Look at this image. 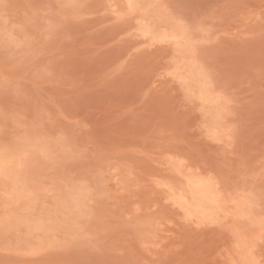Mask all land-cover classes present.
Masks as SVG:
<instances>
[{
    "label": "rangeland",
    "instance_id": "1",
    "mask_svg": "<svg viewBox=\"0 0 264 264\" xmlns=\"http://www.w3.org/2000/svg\"><path fill=\"white\" fill-rule=\"evenodd\" d=\"M0 165V264H264V0H0Z\"/></svg>",
    "mask_w": 264,
    "mask_h": 264
},
{
    "label": "bare ground",
    "instance_id": "2",
    "mask_svg": "<svg viewBox=\"0 0 264 264\" xmlns=\"http://www.w3.org/2000/svg\"><path fill=\"white\" fill-rule=\"evenodd\" d=\"M3 161H5V160H3ZM2 163H3V162H2ZM5 163H6V162H5ZM1 165H2V164H1ZM1 165H0V166H1ZM1 167H2V166H1ZM3 168H4V170H6L5 168H7V167L3 166ZM1 172H2V170H1ZM3 172H4V171H3ZM199 184H200V183H199ZM200 185H201V184H200ZM196 186H198V185H196ZM199 187H201V186H199ZM198 190H199V189H197V190L195 189V191H198ZM199 191H200V190H199Z\"/></svg>",
    "mask_w": 264,
    "mask_h": 264
}]
</instances>
